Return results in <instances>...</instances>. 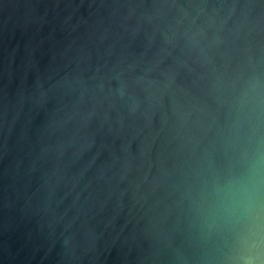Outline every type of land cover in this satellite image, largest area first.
<instances>
[{
  "label": "water",
  "instance_id": "95a60500",
  "mask_svg": "<svg viewBox=\"0 0 264 264\" xmlns=\"http://www.w3.org/2000/svg\"><path fill=\"white\" fill-rule=\"evenodd\" d=\"M0 264H264V0H0Z\"/></svg>",
  "mask_w": 264,
  "mask_h": 264
}]
</instances>
